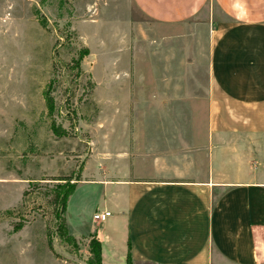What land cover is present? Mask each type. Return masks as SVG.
<instances>
[{
  "label": "rangeland",
  "instance_id": "rangeland-1",
  "mask_svg": "<svg viewBox=\"0 0 264 264\" xmlns=\"http://www.w3.org/2000/svg\"><path fill=\"white\" fill-rule=\"evenodd\" d=\"M203 21L156 22L133 0H0V264H96L98 241L84 235L102 230L103 187L77 186L64 214L56 196L103 167L114 177L165 157L177 175L203 158ZM216 140L261 161L264 135ZM63 225L83 236L65 242Z\"/></svg>",
  "mask_w": 264,
  "mask_h": 264
},
{
  "label": "crops",
  "instance_id": "crops-1",
  "mask_svg": "<svg viewBox=\"0 0 264 264\" xmlns=\"http://www.w3.org/2000/svg\"><path fill=\"white\" fill-rule=\"evenodd\" d=\"M133 2L163 24L204 18L209 143L177 175L157 157L148 169L127 165L113 177L103 167L100 180H77L102 186L94 213L111 212L101 231L84 236L112 264H264V152L254 169V153L216 140L264 135V0Z\"/></svg>",
  "mask_w": 264,
  "mask_h": 264
},
{
  "label": "trees",
  "instance_id": "trees-1",
  "mask_svg": "<svg viewBox=\"0 0 264 264\" xmlns=\"http://www.w3.org/2000/svg\"><path fill=\"white\" fill-rule=\"evenodd\" d=\"M76 187V181L71 183L70 187L68 188L67 191H65L62 196H56V198L54 199V203H61L62 202V208H63V214L66 211V206H67V202L69 197L72 195V193L74 192ZM59 236L62 240H64L67 243L73 242L74 238L68 233L66 226L63 225V228L59 231ZM50 247V246H49ZM51 249V247H50ZM97 252H96V264H101V245L99 242H97V248H96ZM126 264H132L130 261H128Z\"/></svg>",
  "mask_w": 264,
  "mask_h": 264
},
{
  "label": "built area",
  "instance_id": "built-area-1",
  "mask_svg": "<svg viewBox=\"0 0 264 264\" xmlns=\"http://www.w3.org/2000/svg\"><path fill=\"white\" fill-rule=\"evenodd\" d=\"M110 216H111V212L106 210L101 212H96L93 214V221L97 224H102L106 222Z\"/></svg>",
  "mask_w": 264,
  "mask_h": 264
}]
</instances>
